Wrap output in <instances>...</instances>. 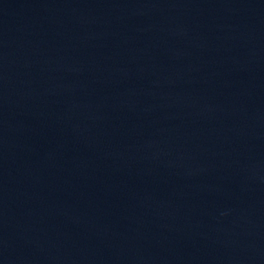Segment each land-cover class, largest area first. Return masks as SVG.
<instances>
[{
    "label": "water",
    "instance_id": "95a60500",
    "mask_svg": "<svg viewBox=\"0 0 264 264\" xmlns=\"http://www.w3.org/2000/svg\"><path fill=\"white\" fill-rule=\"evenodd\" d=\"M0 264H264V0H0Z\"/></svg>",
    "mask_w": 264,
    "mask_h": 264
}]
</instances>
